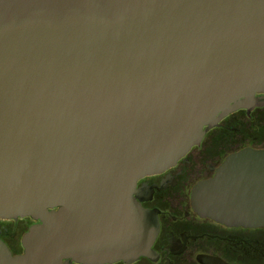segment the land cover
<instances>
[{
	"label": "water",
	"instance_id": "1",
	"mask_svg": "<svg viewBox=\"0 0 264 264\" xmlns=\"http://www.w3.org/2000/svg\"><path fill=\"white\" fill-rule=\"evenodd\" d=\"M263 92L264 0H0V218L38 222L23 254L0 238V264L151 256L137 182ZM192 204L264 227V150L231 154Z\"/></svg>",
	"mask_w": 264,
	"mask_h": 264
},
{
	"label": "flooded vegetation",
	"instance_id": "2",
	"mask_svg": "<svg viewBox=\"0 0 264 264\" xmlns=\"http://www.w3.org/2000/svg\"><path fill=\"white\" fill-rule=\"evenodd\" d=\"M257 97L264 99V92ZM245 148L264 150V104L228 114L174 166L137 182V201L159 223L152 255L111 264H264V227L222 223L200 215L192 204L194 187ZM37 223L0 218V238L13 255L24 253L22 238Z\"/></svg>",
	"mask_w": 264,
	"mask_h": 264
}]
</instances>
